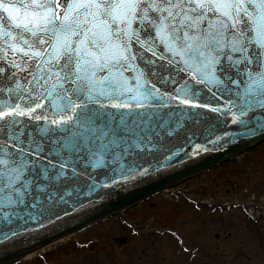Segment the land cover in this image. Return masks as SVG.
<instances>
[{
  "label": "snow or ice",
  "instance_id": "6c2138e0",
  "mask_svg": "<svg viewBox=\"0 0 264 264\" xmlns=\"http://www.w3.org/2000/svg\"><path fill=\"white\" fill-rule=\"evenodd\" d=\"M201 84L264 109V0H0V209L142 150Z\"/></svg>",
  "mask_w": 264,
  "mask_h": 264
},
{
  "label": "water",
  "instance_id": "95a60500",
  "mask_svg": "<svg viewBox=\"0 0 264 264\" xmlns=\"http://www.w3.org/2000/svg\"><path fill=\"white\" fill-rule=\"evenodd\" d=\"M152 79L162 90L174 87L160 83L159 78ZM244 87L232 88V101L240 103L236 92L243 93ZM198 88L199 97L193 102L201 107L176 108L171 127L142 150L123 158L90 156L77 165L74 178L68 174L64 186L57 189L54 203L0 209V260H6L0 264H9L31 249L104 220L264 139V109H250L238 117L237 107L229 110L228 95L217 92L213 99L203 84Z\"/></svg>",
  "mask_w": 264,
  "mask_h": 264
},
{
  "label": "rangeland",
  "instance_id": "374dc122",
  "mask_svg": "<svg viewBox=\"0 0 264 264\" xmlns=\"http://www.w3.org/2000/svg\"><path fill=\"white\" fill-rule=\"evenodd\" d=\"M237 202L264 205V141L16 264H264V207Z\"/></svg>",
  "mask_w": 264,
  "mask_h": 264
},
{
  "label": "bare ground",
  "instance_id": "6f19581e",
  "mask_svg": "<svg viewBox=\"0 0 264 264\" xmlns=\"http://www.w3.org/2000/svg\"><path fill=\"white\" fill-rule=\"evenodd\" d=\"M67 237H69V236H67ZM67 237H62V238H60V239H58V240L53 239V240H51L50 242H48V243H50V244H48V245H46V246H44V247H41V246H43V245H40V246H38V247H36V248H34V249H31V252H30V250L27 251V252H30V253H29L27 256H25L24 258L32 257V256H34L35 254H37V253H39V252H41V251H43V250H45V249H47V248H50V247L54 246L56 243H58V242H60V241H62V240L67 239ZM27 252H26V253H27Z\"/></svg>",
  "mask_w": 264,
  "mask_h": 264
}]
</instances>
